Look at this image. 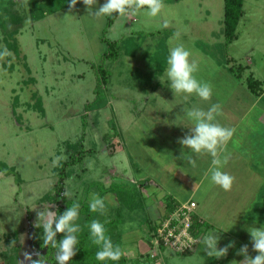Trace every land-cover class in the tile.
<instances>
[{
	"label": "rangeland",
	"instance_id": "1",
	"mask_svg": "<svg viewBox=\"0 0 264 264\" xmlns=\"http://www.w3.org/2000/svg\"><path fill=\"white\" fill-rule=\"evenodd\" d=\"M12 1L0 0V51L6 40H13L7 35L14 29L18 49L16 53L6 47L11 55L0 60V163L13 167L19 181L0 171V264H21L23 252L35 250L31 234L39 225L37 210L56 209L45 198L56 184L53 159L63 156L60 162L67 161L64 143L79 139L86 152L79 164L66 170L67 198L90 204L92 195H99L98 183L132 185L151 178L142 190L145 215L123 214L121 232L128 257L158 253L156 248L149 250L147 225L140 223L143 219L157 223L166 197L177 204L195 202L204 232L192 253L176 254L166 248L153 264H239L243 257L236 252L243 244L255 256L245 229L264 225V101L247 111L253 99L245 79L252 75L264 89V0H243L237 38L230 44L223 35V0H163L165 7L155 18L143 10L135 16L117 14L105 37L119 44V55L106 60L100 38L108 16L87 15L81 0L74 9L56 7L33 22L25 0ZM69 2L58 0L60 6ZM104 2L97 0L95 7ZM11 15L22 17V22L11 23ZM177 31L181 36L174 43L191 51L198 62L194 75L211 85L215 100L238 110L239 101L244 104L240 106L244 120L225 151L241 146L254 154L256 149L250 158L254 171L248 164L243 169L228 163L227 173L235 177L229 192L211 182L210 172L200 175L210 163L209 154H195L178 143L184 136L181 118L190 123L182 102H190L192 95H174L165 75L168 41ZM124 45L137 48L133 56ZM99 66L109 75L105 88L98 87ZM231 66L244 68L241 80L228 72ZM156 83L160 86L155 93L150 86ZM95 89L101 108H86L96 97ZM185 155L196 160L195 167L184 161ZM255 156L258 160H253ZM101 198L107 214L113 215L115 196ZM255 201L262 209L253 213ZM211 233L219 235L218 247L235 241V248L220 259L207 257L204 238Z\"/></svg>",
	"mask_w": 264,
	"mask_h": 264
},
{
	"label": "clouds",
	"instance_id": "2",
	"mask_svg": "<svg viewBox=\"0 0 264 264\" xmlns=\"http://www.w3.org/2000/svg\"><path fill=\"white\" fill-rule=\"evenodd\" d=\"M81 0H70L68 7L74 9ZM87 10V15L94 18L104 16H135L142 10L145 15L155 18L165 7L163 0H105L96 8L97 0H82ZM163 27H168V22H163ZM181 36L179 31L169 38V55L166 63L165 75L170 82V88L174 95L183 94L186 97L195 94L203 101H210L212 96L211 85L207 82H200L194 75L198 71V62L192 59V53L182 43H174ZM11 53L5 47L0 51V60ZM162 99V98H161ZM221 112L219 104H212L207 110L199 107H192L186 110V116L194 122V126L189 133L178 140V143L195 154H209L212 157V167L209 169L211 182L219 186L223 191H231L235 182V177L222 171L230 160L224 146L234 135L235 129L222 126L216 121V116ZM66 157L56 156L53 159V167ZM188 163L196 166V161L192 157L188 158ZM92 212L105 213V200L98 194H93L89 204ZM80 204L74 203L68 207L63 214H57L52 210H37V223L43 230V244L56 249L55 258L57 264H69L77 254L78 239L76 233L80 231V226L76 223L79 218ZM90 239L92 243L99 246L96 252V259L99 261H118L125 252L114 245L111 238L106 235L105 226L99 220H93L89 225ZM252 245L255 256L249 254L248 244H243L236 255L243 259L239 264H264V225L256 227H246L245 229ZM63 234V238L57 241V235ZM220 237L216 233H211L204 238L203 252L207 257L220 259L228 255L229 249L235 248V241H230L223 247H218ZM14 243V241L12 242ZM34 257H39L35 259ZM21 264H46L40 259L38 251H24ZM233 264L237 262L233 261Z\"/></svg>",
	"mask_w": 264,
	"mask_h": 264
},
{
	"label": "trees",
	"instance_id": "3",
	"mask_svg": "<svg viewBox=\"0 0 264 264\" xmlns=\"http://www.w3.org/2000/svg\"><path fill=\"white\" fill-rule=\"evenodd\" d=\"M60 1V0H59ZM10 3H14L12 0H9ZM27 7V13L30 16V19L33 22H37L42 20L47 14L56 10V7H61L62 9L67 7L68 4L63 3L62 6L59 5L58 0H25L24 3ZM243 0H223V35L226 44H230L234 40H236V28L239 23L241 16L243 15ZM117 14H113L112 16H108L105 24V29L100 38V42L106 47L105 52L102 54V60L115 59L119 55V44L115 41H110L105 37L107 29L112 25L113 20L116 18ZM23 20L22 17L11 15L10 22L14 24H20ZM17 30L14 29L8 33L7 37L12 38L13 40L5 41L6 47L10 50H14L16 53L18 49L16 48V42L14 40V36L16 35ZM131 46H125L124 49L128 51V55L133 56V50ZM112 57V58H111ZM162 71V70H161ZM161 71L159 70V75H161ZM244 68L242 66H231L228 68V72L233 76V78L237 81L241 80L242 73ZM100 76V84L98 87L105 88L107 85V81L109 79V75L107 71L99 66V70L97 72ZM159 83L150 86L152 92H156L159 88ZM246 90L254 97H259L262 93V83L261 81L253 78L252 75H249L245 79ZM95 99L88 106H92V108H101V104L97 103L99 91L95 89ZM67 153L68 159L67 161L59 162V166L55 167L53 171L55 172L56 184L54 186L53 192L48 193L45 198L49 202L55 204V212L57 217L59 214H63V212L71 207L74 203L80 204L79 209V218L76 223L80 226V231L76 233L78 244H77V254L72 258L69 264H153L157 261L158 257H161L165 251V248L160 247L157 248L158 253L152 255L147 253L145 255L137 254L135 258H130L127 256L125 252V243L123 241L121 226L124 222L123 214L126 213H134V212H142L144 215V196L142 194L143 188L148 186V180L144 182H139L132 185H127L125 183H112L108 187L102 186L100 183L97 185L100 187L99 196H104L106 194H112L116 199L115 213L113 215L107 214L106 210L103 215L99 212H92L89 208V204L85 201V199L76 200L75 198H67L65 191V180L68 177L66 170L69 167H73L79 164L82 161L83 155L85 154V150L83 149L82 139H79L76 143H64ZM0 171L5 172L7 175H12L15 177L16 181H19V176L15 173V169L13 167L9 168L4 163H0ZM179 204L175 203L171 200L170 197H166L164 201H162L163 212L160 216V219L157 223H154L150 219L146 221L143 219L140 223V226L147 225V233L148 234V245L149 250L154 249L152 243L153 233L155 228L159 224V222L165 218L167 215L172 213L175 208ZM256 209H262L260 204L256 205ZM139 214V213H138ZM195 217H198L195 215ZM93 220H99L104 224L106 235L111 238L114 245H118L124 252L125 255L121 257L118 261L105 260L99 261L96 259V252L99 250V246L92 243L90 239V230L89 225ZM193 234L196 236H202L204 230L201 228L204 227V222L199 224L195 220H193ZM32 244L35 248L34 251H38L40 253V259L46 261V264H57L55 253L56 249L52 248L50 245L45 246L43 244V230L37 225L33 227V233L31 234ZM63 238V234L57 235V241ZM35 259H39V257H34Z\"/></svg>",
	"mask_w": 264,
	"mask_h": 264
},
{
	"label": "crops",
	"instance_id": "4",
	"mask_svg": "<svg viewBox=\"0 0 264 264\" xmlns=\"http://www.w3.org/2000/svg\"><path fill=\"white\" fill-rule=\"evenodd\" d=\"M246 92L248 93V91L246 90ZM156 93V92H155ZM248 94H250V93H248ZM249 96H251V94L249 95ZM215 96L213 95V92H212V96H211V99H210V101H202L203 103H199V100H201L198 96H196L195 94H192V97H191V100H190V102H188L187 103V101H185V102H182V103H186V105H187V107H188V110H189V108L191 109L192 107H199V108H202V109H204V110H207L212 104H219L220 106H221V112H220V114L219 115H217L216 116V122H218V121H223V122H225L228 126H224V127H227V128H232V129H235V131H237L239 128H240V125H241V121H243L244 120V117H245V115L243 114V116L241 117V112H243L245 109H243L242 111H241V107H242V105H244V104H242V102H240L239 101V110L238 109H233V106L232 105H229V104H227V103H225V102H222V101H220V102H218V101H216L215 100V98H214ZM251 98L254 100H251V106H250V108L247 110L248 112L250 111V110H252L254 107V104H258L259 102L261 103L262 101H264V89L262 88V93H261V95L259 96V97H254V96H251ZM153 99H155V98H153ZM253 102V103H252ZM237 103V102H236ZM159 104H158V102H157V100L155 101V106H158ZM203 105V106H202ZM241 106V107H240ZM247 111L245 112V113H247ZM188 120H189V122L190 123H188V122H183V117L181 118V123L180 124H182L183 125V131H184V134H182V135H186V134H188L189 133V131H190V129L194 126V122L193 121H191L189 118H188ZM220 123V122H219ZM220 124H222V123H220ZM239 125V127H237ZM181 129V130H182ZM249 130V128H246V129H244V134H248V131ZM247 132V133H246ZM235 133V132H234ZM234 136V135H233ZM233 136H232V138H233ZM182 137V136H181ZM231 138V139H232ZM231 139L227 142V144L224 146V148L225 147H230V144H232L231 143ZM240 142V141H239ZM241 144V143H240ZM242 145H245V143H242ZM247 145V144H246ZM253 146H254V144H253ZM256 153H257V151H256V149H254V154L256 155ZM227 154H230V160H229V162L228 163H231V162H236L238 165H240L239 167H241V166H243L242 168L244 169L245 168V166L248 164L249 165V169H251V170H253V166L251 165V156H253L254 154L253 153H248L247 152V150H243V148H241V146L239 147V148H236L235 150H232V151H230L229 150V152L227 153ZM189 158V156L188 155H185L184 156V161L185 160H187ZM209 161H210V163L208 164V166L206 167V170H205V173H202V174H200L201 176H204V175H207L206 173H209V169L212 167V164H211V161H212V158H210L209 157ZM204 160H205V158H204ZM253 160H258L257 158H256V156L254 157V159ZM196 161V160H195ZM197 163V162H196ZM256 163H258V162H256ZM184 166H185V168H184V170H187V172H189V167L186 165V164H184ZM230 167L231 166H229L228 164L227 165H225L224 166V168H222L221 170L222 171H225V172H228V171H231L230 170ZM179 169H181V168H179ZM254 171V170H253ZM258 171H260V170H257V172ZM190 174V173H189ZM188 177H192L191 176V174H190V176H188ZM198 177H200V176H198ZM253 177H262V176H253ZM151 178H148V179H146V180H150ZM190 182H192V181H190ZM192 183H194V182H192ZM148 185H149V182H148ZM245 187L247 186V185H244ZM259 189L261 190L262 189V185L259 187ZM259 189H257L256 188V193L258 192V190ZM250 190H248V192H249ZM255 193V194H256ZM191 200H193L192 198H191ZM195 200V199H194ZM196 201V200H195ZM197 202V201H196ZM198 203V202H197ZM254 206H253V213H255L256 212V205L258 204L257 203V201H255L254 203ZM197 208H199V204H198V207ZM252 208V207H251ZM264 208V207H263ZM197 211H198V209H197Z\"/></svg>",
	"mask_w": 264,
	"mask_h": 264
},
{
	"label": "built area",
	"instance_id": "5",
	"mask_svg": "<svg viewBox=\"0 0 264 264\" xmlns=\"http://www.w3.org/2000/svg\"><path fill=\"white\" fill-rule=\"evenodd\" d=\"M195 210L196 203L187 201L179 204L172 213L163 218L153 233L154 248H171L176 254L192 253L199 244V236L193 234V220L196 218L199 224L204 222L195 217Z\"/></svg>",
	"mask_w": 264,
	"mask_h": 264
}]
</instances>
